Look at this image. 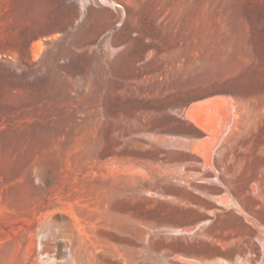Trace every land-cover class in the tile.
Listing matches in <instances>:
<instances>
[{
  "label": "rangeland",
  "instance_id": "1",
  "mask_svg": "<svg viewBox=\"0 0 264 264\" xmlns=\"http://www.w3.org/2000/svg\"><path fill=\"white\" fill-rule=\"evenodd\" d=\"M219 98L224 134L185 115ZM263 231L264 0H0V264H264Z\"/></svg>",
  "mask_w": 264,
  "mask_h": 264
},
{
  "label": "bare ground",
  "instance_id": "2",
  "mask_svg": "<svg viewBox=\"0 0 264 264\" xmlns=\"http://www.w3.org/2000/svg\"><path fill=\"white\" fill-rule=\"evenodd\" d=\"M227 112H228L227 100L223 98L222 99L219 98V99H213L210 101H206L202 103L199 102L198 104H194L186 110L185 115H187L194 122L198 123L199 126L202 125L205 128H208V130L210 131V132L208 131L209 133H213L214 129H218L219 134H224L229 129L231 120H233V119H226L225 121H223V117L227 114ZM210 123L213 124L214 126H211ZM205 154H207L206 151Z\"/></svg>",
  "mask_w": 264,
  "mask_h": 264
}]
</instances>
